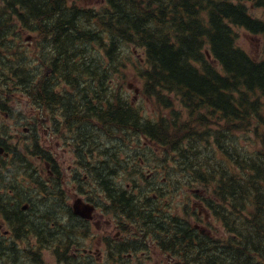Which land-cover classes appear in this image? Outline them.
<instances>
[{
  "label": "trees",
  "instance_id": "16d2710c",
  "mask_svg": "<svg viewBox=\"0 0 264 264\" xmlns=\"http://www.w3.org/2000/svg\"><path fill=\"white\" fill-rule=\"evenodd\" d=\"M4 1L6 10L22 11L18 16L25 26L35 21L49 36L55 56L52 77L59 75L71 91L58 95L73 107H69L65 129L75 131L76 141L71 142L84 152L79 158L86 161V169L111 206L127 217L137 211L133 196L113 182L116 162L110 149L119 137L126 138L134 131L168 145L170 131L171 149L181 153V166L194 169L196 180L216 185L214 197L225 205L211 203L213 210L224 216L231 241L206 253L210 247L202 246L197 238L196 248L202 252L204 264H264V60L249 59L236 45L232 29L241 27L264 37V20L248 15L245 5L250 2L264 9V0H108L109 8L100 12L68 5V0ZM4 19L0 12V24L7 25ZM136 49L142 50L147 64L140 73L144 75L145 96L154 97L155 103L170 110L171 125L161 120L160 128H154L142 123L145 119L121 100L115 106L108 100L112 95L106 75L118 73L123 66L121 58ZM97 76L103 82L92 92L89 86ZM86 77L89 86L77 83ZM46 92L55 97L50 89ZM174 105L182 112H175ZM200 110L212 113L217 120L211 123ZM187 111L202 120L195 121V126L180 124L176 117ZM92 119L97 125L91 124ZM206 121L220 125L219 133L213 128V142L206 131H196L204 128ZM242 127L245 143L239 147L237 131ZM97 151L106 160L94 159ZM43 206L14 214L33 217L37 232L39 227L50 230L51 225L52 232L63 231L58 215ZM7 213L11 215L10 209ZM154 214L152 211L148 218H164ZM69 215L74 219L71 211ZM166 233L180 246L185 242L192 246L194 232L183 222L174 220ZM42 237L48 239L44 233ZM239 240L244 241L243 250L236 243Z\"/></svg>",
  "mask_w": 264,
  "mask_h": 264
},
{
  "label": "rangeland",
  "instance_id": "374dc122",
  "mask_svg": "<svg viewBox=\"0 0 264 264\" xmlns=\"http://www.w3.org/2000/svg\"><path fill=\"white\" fill-rule=\"evenodd\" d=\"M69 2H71L70 4H75L81 9H100L104 5V0H69ZM248 7V13L254 17H260L263 13L260 8L254 5L248 4ZM0 12H4V23H7V25L0 24V136L4 139L3 145L9 147L11 151L15 149L17 156L22 159L20 163L12 162V170L9 171L8 174L16 177L18 183L17 189L19 190V193H22L21 195H24L26 198L29 196L34 197V203L37 207V205L42 204V197L40 196L38 183L42 182V177L45 178L48 169L41 166L42 162L37 161L36 157L32 154L33 150H31L33 142L28 141V139L25 138L28 137L31 139L29 129L34 126V123L30 120L31 115L40 112L38 106L32 108V101L31 96L29 97L28 95V88L30 87L33 78H35L33 77V74L38 73L39 71L37 69V60L41 58L44 65L49 63L52 59L53 48L48 47L50 41L48 39L49 36L42 33L40 30H37L34 23L30 26H25L23 24L18 16V13L22 14L21 10H17V12L5 10L3 2L0 0ZM235 33L238 46L247 52L254 60H259L264 56V39L262 37L250 35L242 29H235ZM5 57L13 58L11 66L8 67L4 65ZM121 60L123 63L121 70L117 74L110 75L111 80H114L111 94H117L118 97L128 102L131 107H134L141 112L148 120L157 121L162 117L169 119L170 110H165L154 101L146 98L141 92L137 96H134L133 93H131L133 88H141L139 73H141L142 69L146 66L142 50H133L132 53L123 56ZM43 75L44 70L42 69L38 80H42ZM101 79V76L95 77V82L99 87L100 82H103V79ZM20 80L23 81L22 85L19 83ZM108 86L109 83H107V87ZM111 99L113 100V98ZM64 103H66V107H50L48 109L50 111V116L53 114L51 110H57L60 108H66L69 115V107H71L70 103L68 105L66 100H64ZM173 110L179 113L182 112L178 105H174ZM202 114L212 123L216 121L212 113H208L205 110L202 111ZM12 118L19 123L16 131H13L10 127L11 124L14 123ZM181 120L185 121L186 119L185 117H182ZM48 125L51 124L47 123L41 126L38 142L43 149L50 147L57 159V165H59L57 167L60 172L59 181L61 184L60 189L62 199L55 195L56 190L49 185L47 189H45L44 194L45 197L50 200H47L44 203L43 208L52 214H57L59 225L64 228L63 233L65 235L59 236L60 240L56 239V241L63 243V248L59 251L63 252L65 247L69 244V240L66 236L68 234V229L73 231V236L71 237L74 244L66 251L65 262H59L54 249L52 247L44 250L38 249L37 240L35 238V248L31 251V258L33 259L31 262H28L30 259L27 249L28 246L26 245V249L23 250L22 256H20L19 253L11 252L8 254H0V264H98L99 259L102 258V251H99L97 255L90 260L83 257L79 260L76 259V257L81 254L82 248L93 246V243L89 241V238L92 237L93 233L96 231L92 226L84 225L81 221L71 219L69 215V207L77 196L83 198L84 201L92 203L89 200L91 199L99 204L98 212L94 215L91 222L94 219L97 222L99 221L98 239H100L99 248L101 249L106 243H110V241L103 238L109 233V221L107 219H100L102 215L100 212L104 211L106 200L103 196H100L101 192L96 187L89 174H87V178H85L83 184H78L74 181L77 177L79 178L78 175L80 172V167L78 165L77 169L74 170V173L72 171V164L75 163V160H78L74 153L75 150L73 152L67 151L63 139H54L50 145H47L44 133L46 132ZM212 127L217 130L220 129L219 124H212ZM239 134H243V131L241 130ZM67 139L69 141L68 137ZM118 141L119 145L122 147L130 144L125 138L119 137ZM133 151L136 154V162L126 155H119L118 151L113 152L114 154L116 153V163L125 162L129 164L126 173L120 178L115 177L113 182L115 183L118 180L124 185L127 180L135 178V175L137 178L143 179L148 174L146 169H150L153 172L161 170L157 179L159 183H162L163 188H160V201L152 197L154 201V215H162L165 217L166 211H179L180 215L187 212L194 216L192 212L194 210L197 211V208H193L192 204L206 206V203L212 200V190H214L216 185H212L211 183L208 185L205 183L198 184L192 182L188 176H182V174H180L181 171L178 168L179 158L177 155H173L167 150L155 149L148 146H140ZM139 160L144 162V170L139 168ZM173 160L176 162L175 169H173ZM68 166H70L71 170H68ZM40 170H44V174L41 176L35 173V171ZM173 170H175V172H173ZM149 178L153 179L154 174L150 173ZM50 181V179L47 180V183L49 184ZM137 186L139 190L148 185L140 183ZM58 209H62L64 213L61 214ZM205 213L208 215L207 211ZM201 219H204L205 221V218L201 217ZM129 220V222L132 223L135 221L133 219ZM173 221L174 220H171L170 224H172ZM70 222L72 227H69ZM176 222L179 223L178 221ZM208 223L212 224L211 228L213 230H216L215 232L210 233L211 236L222 232L221 225H216L213 218L209 219ZM208 231L210 232V230ZM51 237L54 238L56 235L51 234ZM52 241H55V239ZM236 243H240L239 246L241 247V250H243L244 241L239 240ZM74 247L80 249L79 253L76 254L77 256L74 255ZM261 250L264 251V247H262ZM37 254L40 255L39 259H35ZM100 264H178V262H176L172 255H166L162 252L156 251L154 253H145L144 255L139 256L133 255L131 258L123 256L122 259H118L115 255H110L108 262L103 258L102 263L100 262Z\"/></svg>",
  "mask_w": 264,
  "mask_h": 264
},
{
  "label": "flooded vegetation",
  "instance_id": "af4514ba",
  "mask_svg": "<svg viewBox=\"0 0 264 264\" xmlns=\"http://www.w3.org/2000/svg\"><path fill=\"white\" fill-rule=\"evenodd\" d=\"M67 119L68 111L66 108L54 110L51 116L49 114L43 116L41 112L32 114L30 120L32 121V123H34V126L30 127L29 129L31 141L38 142L40 138V128L42 124L47 123L51 124L47 127V131L49 130V132H46L45 134V142L47 143V145H50L54 139H62L65 135ZM12 121H14L13 118ZM18 125L19 123L17 121H14V123H12L10 127L13 129V131H16L18 129ZM3 143L4 139L0 136V149L2 148L5 150V146L3 145ZM45 153L46 157H36L37 161L44 164V161H46V165H56L57 159H54L50 147H47ZM13 156L14 153H9L6 151L0 152V254H8L10 252L23 254L22 252L26 249L25 247L27 245L28 254L31 255V251L35 248V238L36 240H38V227L35 226V219L28 215H21V217L18 218L14 213H17L18 211L24 212L26 214L28 212H34L36 204L34 203L35 200L33 196H29L28 198H26L23 195V197H20L19 190L17 189L18 183L16 177L8 174L9 171L12 170L11 166L13 164ZM8 209H10L11 215L7 213ZM79 220L84 225L91 226V224H93L96 226V230H99V221L97 222L93 220L92 222H85L84 220ZM109 224V233L108 235H105L104 238L105 240L110 241V243L104 245V251L107 255H115L118 259H122L123 256L131 258L132 254L128 253V247L130 245L128 235L124 231H117L116 224ZM39 228L43 230L45 237H47L48 239L52 238L51 234H55L54 232H52L53 225L49 227L50 230H45L42 227ZM63 234V231L58 232L57 237L62 236ZM99 240L100 239H98V233L95 232L93 233L92 237L89 238V241L93 243V246L81 249L82 254H84L88 260L96 256L99 252ZM49 243L53 248L58 250H60L61 246L63 245L62 242L53 243L50 241ZM79 251L80 249L77 247L73 249L74 254L79 253ZM124 252L126 253L124 254Z\"/></svg>",
  "mask_w": 264,
  "mask_h": 264
},
{
  "label": "water",
  "instance_id": "95a60500",
  "mask_svg": "<svg viewBox=\"0 0 264 264\" xmlns=\"http://www.w3.org/2000/svg\"><path fill=\"white\" fill-rule=\"evenodd\" d=\"M73 211L75 215H78L82 218L89 219L92 207H88L86 211L82 210V206L79 200H77L73 205Z\"/></svg>",
  "mask_w": 264,
  "mask_h": 264
},
{
  "label": "bare ground",
  "instance_id": "6f19581e",
  "mask_svg": "<svg viewBox=\"0 0 264 264\" xmlns=\"http://www.w3.org/2000/svg\"><path fill=\"white\" fill-rule=\"evenodd\" d=\"M186 44V43H185ZM144 76V75H143ZM142 76V77H143ZM141 77V78H142ZM102 80V79H101ZM154 82V81H153ZM136 127V126H135ZM160 128V127H159ZM150 130V129H149ZM156 132V131H155ZM162 134V133H161ZM119 140V139H118ZM165 141V140H164ZM119 142V141H118ZM121 142V141H120ZM181 142V141H180ZM127 143V142H126ZM125 143V144H126ZM116 154V153H115ZM131 159V158H130ZM127 160V159H126ZM116 162H117V160H116ZM130 163V162H129ZM128 164V163H127ZM131 164V163H130ZM216 175V174H215ZM114 181V180H113ZM56 195V194H55ZM54 196V195H53ZM59 199V198H58ZM62 199V198H61ZM42 202V201H41ZM30 208V207H29ZM25 210V209H24ZM29 210V209H28ZM152 211H154V210H152ZM33 212V211H32ZM139 216H140V212H136V213H132V214H129V216L127 217V223H128V225L129 226H131V227H133V228H136L137 227V224H138V218H139ZM21 217V216H20ZM129 219H133V220H135L134 221V223H132V222H129L130 220ZM19 228V227H18ZM22 229V228H21ZM26 229V228H25ZM33 233V232H32ZM25 236V235H24ZM55 238V237H54ZM67 244V243H66ZM9 251V250H8ZM13 258V257H12Z\"/></svg>",
  "mask_w": 264,
  "mask_h": 264
}]
</instances>
